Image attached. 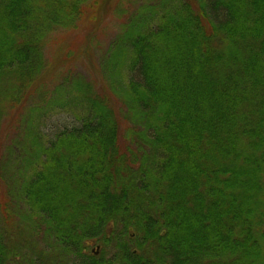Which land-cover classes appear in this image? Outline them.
Returning a JSON list of instances; mask_svg holds the SVG:
<instances>
[{
  "label": "trees",
  "instance_id": "obj_1",
  "mask_svg": "<svg viewBox=\"0 0 264 264\" xmlns=\"http://www.w3.org/2000/svg\"><path fill=\"white\" fill-rule=\"evenodd\" d=\"M118 4L0 0V124L27 107L21 226L12 241L0 214V264H45L32 226L63 264H264V0ZM101 11L128 13L101 91L80 76L48 91L46 51L56 40L68 63L65 38ZM56 112L71 120L45 132Z\"/></svg>",
  "mask_w": 264,
  "mask_h": 264
},
{
  "label": "rangeland",
  "instance_id": "obj_2",
  "mask_svg": "<svg viewBox=\"0 0 264 264\" xmlns=\"http://www.w3.org/2000/svg\"><path fill=\"white\" fill-rule=\"evenodd\" d=\"M110 1L112 5L115 0ZM140 1L142 0H117L119 3L118 6H125L129 9L128 11H131L137 2ZM127 15L116 16L115 14L113 15V13H108L106 15L102 12L100 14V19L102 20L93 28L90 27L88 30L89 32L86 31L85 34L66 37L65 47L72 54L68 63L63 59V53L55 52L54 48L57 47V42L54 40L53 42L55 43H53L52 49L48 50V52L46 51V57L51 62V71L46 74V77L49 76L46 81L47 90L49 91L54 84L68 83L69 81H62L66 77L71 79L72 77L80 76L83 80L89 82L96 92L101 91V86H103V75L101 72L100 61L103 55H105L109 43L113 40L116 33L120 31L121 24L126 20ZM60 36H62V34H60ZM65 36L66 35H63L61 40H63ZM118 107L124 111L121 104H118ZM26 109L27 107H22L16 111H10V113L7 112L0 124V204H5L12 200L13 193L17 190V168L21 164L13 158L17 157L20 153L22 154L25 146L24 142H26L27 139L26 125H23V120L25 121V118L27 117ZM52 116L48 119L47 126L44 129L45 132L51 133L56 131L59 125H64L65 122L71 120L70 115L62 112H56ZM126 128L127 123L123 120L121 132L125 133ZM121 141L124 142V139L121 138ZM1 168L4 173L1 171ZM19 206L20 204L16 205L14 200H12V203L9 204V206H1L2 208L0 209L1 215H4L5 208L9 210V213L7 214V217L9 216L7 218L8 222L6 219L4 221L6 224L2 223V227L6 230L5 233L8 234L14 242L16 239L15 235L17 234L16 229L21 226V224H18L19 219L17 216ZM14 223L16 224L15 226L13 225ZM22 233L27 235V232L24 231H21L18 235H23ZM18 238L19 236H17V239ZM25 238L26 237H23V240H20V245L21 248L28 249V243H25L26 240L24 241ZM27 238L31 240V255H36L37 251L46 248L45 250L47 253L44 252L43 254L44 258L46 257V260H44L45 264H63L65 260L69 261L68 257L59 251V248L55 246V243L50 240L52 238L44 234L43 226H39V228L32 226L31 234L27 236ZM111 251V247L108 246L104 249L105 255L111 253ZM143 253L144 255H147L149 251Z\"/></svg>",
  "mask_w": 264,
  "mask_h": 264
}]
</instances>
